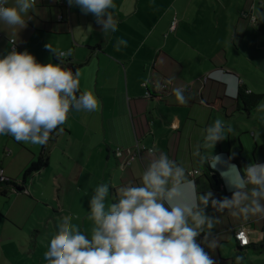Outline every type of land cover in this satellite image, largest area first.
<instances>
[{
  "label": "crops",
  "instance_id": "obj_1",
  "mask_svg": "<svg viewBox=\"0 0 264 264\" xmlns=\"http://www.w3.org/2000/svg\"><path fill=\"white\" fill-rule=\"evenodd\" d=\"M13 3L8 0L9 6ZM114 3L116 7L111 11L118 20L117 31L107 37L92 14L70 7L67 0H36L35 7L24 17V28L0 22V56L11 50L10 40H14L17 51L27 50L45 64L59 63L46 44L59 51L71 49L72 55L63 66L69 65L74 71L79 68L81 91H92L101 102L98 112H70L61 126L63 131L58 130L44 146L17 142L10 135L0 136V171L19 186L24 171L48 151L47 166L28 180L21 193L0 196V220L4 217L18 227L21 222L24 226L40 201L49 207L48 202H60L79 185L90 190V177L98 176L99 184H106L109 173L111 199L119 187L138 185L153 158L150 153L140 154L120 174L114 172L121 162L115 158V150L134 148L137 143L167 154L185 168L201 194L211 190L217 199L232 195L220 176L223 168L219 164L215 169L202 164L196 155L198 150L203 155L213 151L224 160L234 154L231 163L240 169L244 168L242 162L264 163V99L252 110L237 98L240 86L247 95H264L261 58L252 49L253 43L263 41L260 30L264 21L253 26L243 17L252 7L264 10V0ZM118 39L127 41L119 51L114 47ZM169 78H174L173 83L165 91L156 87ZM174 87L186 90L188 103L175 101ZM148 92L153 96L151 100L145 97ZM216 99H220V108L205 107ZM218 118L232 132L213 150L205 149L203 130ZM78 168L81 176H75V182L65 178L67 172ZM194 171L198 175H191ZM85 172L92 175L87 174L82 182ZM212 172L220 176L218 187L210 183L211 179L217 185ZM206 211L219 217L213 229L216 247L212 250L202 244L215 264H235V256L241 254L244 264H264V253L256 254L249 247L239 249L233 242V231L247 226L250 246L259 244L264 215L245 220L227 211L216 213L210 205ZM14 236L13 231H8L10 241ZM202 238L203 234L197 239ZM5 243L0 235V250L4 246L6 253Z\"/></svg>",
  "mask_w": 264,
  "mask_h": 264
},
{
  "label": "clouds",
  "instance_id": "obj_2",
  "mask_svg": "<svg viewBox=\"0 0 264 264\" xmlns=\"http://www.w3.org/2000/svg\"><path fill=\"white\" fill-rule=\"evenodd\" d=\"M84 14H92L101 25L105 37L117 31L118 20L111 10L114 0H67ZM36 5V0H0V22L9 26L26 27L24 19ZM252 20L264 21V10L253 9ZM15 44V42H13ZM127 41L118 39L119 51ZM48 49L59 63H40L27 50L12 47L0 56V136L10 135L17 142L44 146L52 134L63 131L69 113L98 112L101 102L92 91L80 88V69L64 67L71 49L59 51L50 44ZM174 78L157 83L164 88ZM182 87L172 88L178 104L188 103ZM232 128L216 119L203 130L202 147L214 149L228 138ZM153 156L138 185L128 184L116 189L115 202L107 203L109 184H99L89 200L87 220L92 222L91 235L80 231L71 215L59 218L56 232L44 253L46 264H215L202 247L214 250L213 229L219 217L216 213L247 220L264 215V163L252 162L243 169L231 163L234 154L224 160L221 155H203L202 164L213 169L221 165L220 176L232 192L231 198H214L209 190L198 191L194 179L184 167L163 152L149 149ZM78 218V217H77ZM203 238L198 240V237ZM235 264H244V256H235Z\"/></svg>",
  "mask_w": 264,
  "mask_h": 264
},
{
  "label": "rangeland",
  "instance_id": "obj_3",
  "mask_svg": "<svg viewBox=\"0 0 264 264\" xmlns=\"http://www.w3.org/2000/svg\"><path fill=\"white\" fill-rule=\"evenodd\" d=\"M257 2L260 3V0H257ZM258 3H256V5H258ZM260 32L264 36V22L261 26ZM254 48L256 49L257 57L261 58L259 67L264 71V38L261 43H253L252 49ZM70 170H72V168H70ZM114 172L120 174L121 169L117 168ZM87 174L92 175L85 172L82 177V182L86 181ZM75 176L80 178L81 172L79 168L75 169V171L67 172L65 178H69L71 179V182H75ZM97 177L98 176H96V178L90 177L89 182L92 184L90 190L79 185L74 191H70L63 196L60 202L57 200L48 202L49 207L40 201L41 204L39 208L36 207L34 212L32 211L33 214H30V216L26 218L24 226L22 225L23 222H21L20 227H18L9 219L4 217L1 218L0 235L6 240V243L4 244L6 247V253L4 252L3 246L0 250V264H46L43 259L44 253L47 250L51 236L56 232V225L59 218L64 215H71L73 217L72 222L79 225L80 231L90 236L92 222L87 220L86 217L88 215L90 197L93 194L94 188L99 185ZM108 181L109 173L107 174L106 184H108ZM13 193H18V191L15 190ZM114 198L115 197L111 199L109 187L107 203L110 204L111 202H115ZM7 228H11V230ZM8 231H13L15 233V236L11 241L7 237ZM233 242H235V240H233ZM1 251L4 252V255H1Z\"/></svg>",
  "mask_w": 264,
  "mask_h": 264
},
{
  "label": "trees",
  "instance_id": "obj_4",
  "mask_svg": "<svg viewBox=\"0 0 264 264\" xmlns=\"http://www.w3.org/2000/svg\"><path fill=\"white\" fill-rule=\"evenodd\" d=\"M65 67L70 68L69 65H65ZM237 98L239 101L244 103V105L247 108H251L253 110L264 99V95H255V96L247 95L246 90H243V87L240 86ZM204 105H205V107L210 108V109H218V108H220V99H216L212 104H204ZM58 130L56 132H54L51 137H54L56 135V133L58 132ZM47 164H48V151L46 150V151H44V154L39 157L37 162L32 163L24 171L23 177H22V186H19L18 184H16V182L14 180H10L8 178H6L7 179L6 181H0V196L6 197L7 194L12 193L15 190L18 191V193H21L24 190V187L26 186L28 180L31 177H33L36 173L41 171L45 166H47ZM212 173H215V172H212ZM215 175L217 178V185L213 182V180L210 179V183H211L212 187H215V186L218 187L221 183L220 176L217 173H215ZM249 248H251L252 251L256 254L264 253V230H263L262 241L259 242V244H257V245L249 246ZM239 249H241V248H239Z\"/></svg>",
  "mask_w": 264,
  "mask_h": 264
},
{
  "label": "built area",
  "instance_id": "obj_5",
  "mask_svg": "<svg viewBox=\"0 0 264 264\" xmlns=\"http://www.w3.org/2000/svg\"><path fill=\"white\" fill-rule=\"evenodd\" d=\"M252 16H253V7H252V11L249 14H243V17L248 19L251 25L255 26L257 25V22H254L252 20ZM61 20L62 18L59 17V21ZM0 37H2V34H0ZM9 42L11 44V47H15L13 44L14 40H10ZM165 89L166 86L162 89L160 88L162 92L165 91ZM145 97L147 99L153 98V96L149 92L146 93ZM143 152L149 153V149L137 143L134 148L116 149L114 155L117 160H121V162L119 163V168L121 170H125L127 167H130L132 163H134L137 160L138 156H140V154H142ZM191 175H198V171L192 172ZM6 180H7L6 177L3 176V171H0V181H6ZM233 232H234L235 242L239 248L244 249L250 246L251 244L250 231L247 226H240L239 228L235 229Z\"/></svg>",
  "mask_w": 264,
  "mask_h": 264
},
{
  "label": "water",
  "instance_id": "obj_6",
  "mask_svg": "<svg viewBox=\"0 0 264 264\" xmlns=\"http://www.w3.org/2000/svg\"><path fill=\"white\" fill-rule=\"evenodd\" d=\"M151 100V99H150ZM242 164H243V167H245L247 164L245 163V162H242Z\"/></svg>",
  "mask_w": 264,
  "mask_h": 264
}]
</instances>
